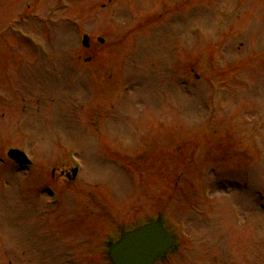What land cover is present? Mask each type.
Wrapping results in <instances>:
<instances>
[{"label":"rangeland","instance_id":"374dc122","mask_svg":"<svg viewBox=\"0 0 264 264\" xmlns=\"http://www.w3.org/2000/svg\"><path fill=\"white\" fill-rule=\"evenodd\" d=\"M69 154L79 223L38 196ZM158 216L157 264H264V0H0V264H111Z\"/></svg>","mask_w":264,"mask_h":264},{"label":"water","instance_id":"95a60500","mask_svg":"<svg viewBox=\"0 0 264 264\" xmlns=\"http://www.w3.org/2000/svg\"><path fill=\"white\" fill-rule=\"evenodd\" d=\"M9 156L22 163L18 153L11 152ZM170 244L169 237L157 222L123 233L111 247L109 255L114 264H152L166 252Z\"/></svg>","mask_w":264,"mask_h":264}]
</instances>
